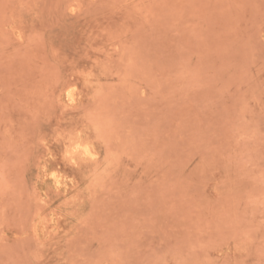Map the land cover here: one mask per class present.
Instances as JSON below:
<instances>
[{"label":"rangeland","instance_id":"rangeland-1","mask_svg":"<svg viewBox=\"0 0 264 264\" xmlns=\"http://www.w3.org/2000/svg\"><path fill=\"white\" fill-rule=\"evenodd\" d=\"M0 264H264V0H0Z\"/></svg>","mask_w":264,"mask_h":264},{"label":"bare ground","instance_id":"bare-ground-1","mask_svg":"<svg viewBox=\"0 0 264 264\" xmlns=\"http://www.w3.org/2000/svg\"><path fill=\"white\" fill-rule=\"evenodd\" d=\"M86 150V149H85ZM83 151H84V149H83ZM86 151H88V150H86ZM89 152V151H88ZM83 153H85V152H83ZM86 155V154H85ZM87 156H89V155H87ZM57 182H58V180H57Z\"/></svg>","mask_w":264,"mask_h":264}]
</instances>
